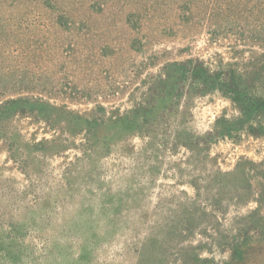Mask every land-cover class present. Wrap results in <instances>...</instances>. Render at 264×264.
<instances>
[{
  "label": "rangeland",
  "instance_id": "rangeland-1",
  "mask_svg": "<svg viewBox=\"0 0 264 264\" xmlns=\"http://www.w3.org/2000/svg\"><path fill=\"white\" fill-rule=\"evenodd\" d=\"M0 264H264V0H0Z\"/></svg>",
  "mask_w": 264,
  "mask_h": 264
}]
</instances>
